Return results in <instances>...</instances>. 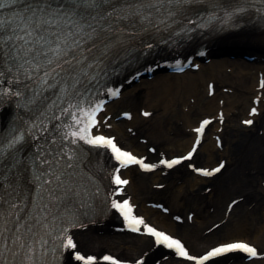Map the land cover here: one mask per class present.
<instances>
[{"label":"snow or ice","instance_id":"6c2138e0","mask_svg":"<svg viewBox=\"0 0 264 264\" xmlns=\"http://www.w3.org/2000/svg\"><path fill=\"white\" fill-rule=\"evenodd\" d=\"M203 2L0 0V104L6 97L15 98L16 106L27 109L28 114L27 120L20 117L18 121H12L11 127L0 129V264H54L59 250L77 248L69 227H53V224L60 220L61 224L66 221L73 228L86 227L81 216L89 215L93 199L99 192L97 188L92 195L87 192L82 195L76 186L77 170L86 166V150L81 141L92 147L109 148L121 167L131 164L145 170L157 167L123 151L115 138L92 134V129L100 123L97 115L103 110V104L82 106L85 92L98 75L90 73L89 69L95 70L108 51L124 43L125 36L152 29L161 31V25L171 27L180 17L188 18L190 13H195L197 20L189 19L188 22L198 23L203 13L196 11L195 6ZM208 2L211 4L209 21L216 18L217 8L224 11L227 20H232L246 13L247 5H264V0H234L229 11L219 0ZM16 7L20 10L11 12L7 19L3 17L2 10ZM255 11L264 16V8L256 7ZM108 92L114 97L119 95V90L108 89ZM46 93H52L61 103L69 98L80 100V103H69L68 108L61 110L64 115L71 114V124L50 121L49 127L44 123L50 107L56 106V101L51 105L47 103ZM255 113L256 109H251L250 114ZM220 118L222 121L223 114ZM210 123L204 120L195 129L198 136L186 156L161 160L160 164L172 168L184 160H191L200 144L199 134ZM243 123L251 125L253 120L247 119ZM62 128L68 131L64 132ZM224 166L220 163L211 170L196 168L195 171L212 176ZM119 171L116 169L113 178L115 184L127 185L129 181L122 179ZM237 203L232 202L233 205ZM77 204L79 207L73 211ZM112 207L123 213L133 232H140L139 226L143 225L147 233L156 238V243L175 249L180 257L194 264H205L212 257L234 250L251 257L258 255L255 246L243 241L221 244L202 256L191 255L179 239L146 224L142 217L133 216L129 200L122 203L113 200ZM54 212L61 215L56 216ZM49 217L53 218L52 224ZM74 258L84 264H93L96 260L95 256L85 257L79 251H75ZM102 259L111 264H122L111 255H104ZM136 264H142V261Z\"/></svg>","mask_w":264,"mask_h":264},{"label":"bare ground","instance_id":"6f19581e","mask_svg":"<svg viewBox=\"0 0 264 264\" xmlns=\"http://www.w3.org/2000/svg\"><path fill=\"white\" fill-rule=\"evenodd\" d=\"M225 43L247 46L254 60H215L209 65L200 63L196 71L162 75L107 106L102 117H111L100 125L101 130L116 135L120 144L157 165L150 173L133 171L132 167L123 170V176L129 178L124 195L131 198L145 222L182 237L193 254L233 239L253 242L259 253L264 252V87L261 90L257 84L258 73L264 74V66L258 63L264 55V34L220 39L217 48ZM226 63L230 67H225ZM208 78L217 82L211 94ZM255 99L259 101L258 114L253 116V125L247 127L243 121ZM127 109L131 111L130 121L117 123L114 117ZM143 112L150 115L143 116ZM201 115L213 121L191 164L213 167L224 159L226 172L201 178L189 170L188 163L163 170L160 161L164 157L182 155L189 148L193 127ZM217 138H222L221 146L215 144ZM150 147L154 148L152 153L147 151ZM233 199L238 203L226 214L227 204ZM154 200L163 202L169 211L162 213L147 206ZM73 235L75 250L88 256L111 252L132 261L142 257L143 264H191L164 256L148 237L123 234L113 222L81 228ZM209 264H264V257L245 261L241 256L228 255Z\"/></svg>","mask_w":264,"mask_h":264},{"label":"rangeland","instance_id":"374dc122","mask_svg":"<svg viewBox=\"0 0 264 264\" xmlns=\"http://www.w3.org/2000/svg\"><path fill=\"white\" fill-rule=\"evenodd\" d=\"M218 60L219 58L218 57H214L213 59H212V61L211 62H214L215 60ZM222 60H228V61H240V62H246L244 59H242V58H238V57H235V58H229V57H224V58H221ZM231 64L230 63H226V66H230ZM248 71V70H247ZM163 75V73H157L155 76H154V78L152 79V80H150V79H147V78H142L141 79V81L140 82H138V83H134V84H131V85H129V86H127V87H125L124 88V90H123V96H127V94L130 92V90L131 89H134V88H136L138 85H142L143 83H145L146 81H154V80H156L157 78H159L160 76H162ZM153 83V82H152ZM204 87V86H203ZM204 89V88H203Z\"/></svg>","mask_w":264,"mask_h":264}]
</instances>
